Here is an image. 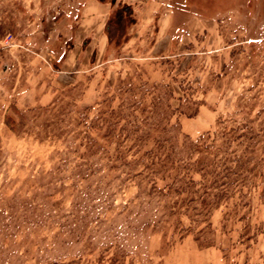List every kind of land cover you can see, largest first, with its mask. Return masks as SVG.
Returning <instances> with one entry per match:
<instances>
[{
	"label": "rangeland",
	"instance_id": "374dc122",
	"mask_svg": "<svg viewBox=\"0 0 264 264\" xmlns=\"http://www.w3.org/2000/svg\"><path fill=\"white\" fill-rule=\"evenodd\" d=\"M0 264H264V0H0Z\"/></svg>",
	"mask_w": 264,
	"mask_h": 264
},
{
	"label": "trees",
	"instance_id": "16d2710c",
	"mask_svg": "<svg viewBox=\"0 0 264 264\" xmlns=\"http://www.w3.org/2000/svg\"><path fill=\"white\" fill-rule=\"evenodd\" d=\"M182 108H183V106L181 105V106L178 108L177 112L183 114L184 112H183V109H182ZM9 109H11L12 111H14V112H16V113H19V109L16 107V105H12ZM184 114H186V113H184ZM196 114H197V111L194 112L193 114H189L188 116H189V117H192V116H194V115H196ZM186 115H187V114H186ZM14 123H15V120L13 119V117H11V115H8V116L6 117V119H5V124H6L11 130H13V131H15ZM250 135L253 136V138H255V136H254V132H253L252 129H249V130H247L245 133L240 134V136H242V137H244V138H248ZM238 136H239V135H238ZM214 137H215V136H214ZM222 137L228 139V138H230V137H232V136H224V134H223ZM235 137H236V136H235ZM240 168L244 169V167H240ZM224 170L231 172V168H230V167H229V168H226V167H225ZM218 176H220V175H218ZM179 178H180V176L178 175V177L176 178V179H178V182H179V181H183L182 178H181V179H179ZM185 183H189V181H185Z\"/></svg>",
	"mask_w": 264,
	"mask_h": 264
},
{
	"label": "crops",
	"instance_id": "0c3cea01",
	"mask_svg": "<svg viewBox=\"0 0 264 264\" xmlns=\"http://www.w3.org/2000/svg\"><path fill=\"white\" fill-rule=\"evenodd\" d=\"M101 46H102V44L99 45L97 52H95V54H96L95 56H96V57H97L98 55H100V53H102V51H103ZM19 103H20V100H18V104H19Z\"/></svg>",
	"mask_w": 264,
	"mask_h": 264
}]
</instances>
